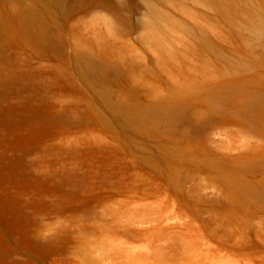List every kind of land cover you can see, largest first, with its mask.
<instances>
[{
    "label": "rangeland",
    "instance_id": "374dc122",
    "mask_svg": "<svg viewBox=\"0 0 264 264\" xmlns=\"http://www.w3.org/2000/svg\"><path fill=\"white\" fill-rule=\"evenodd\" d=\"M0 264H264V0H0Z\"/></svg>",
    "mask_w": 264,
    "mask_h": 264
},
{
    "label": "bare ground",
    "instance_id": "6f19581e",
    "mask_svg": "<svg viewBox=\"0 0 264 264\" xmlns=\"http://www.w3.org/2000/svg\"><path fill=\"white\" fill-rule=\"evenodd\" d=\"M24 24L33 29L38 25V19L33 13H28L24 19ZM83 65L86 69L91 70L93 68V62L89 58L83 59ZM142 118L144 116H150L154 121L162 120V119H172L175 115H177V110L168 108V109H155V110H142L137 112Z\"/></svg>",
    "mask_w": 264,
    "mask_h": 264
}]
</instances>
